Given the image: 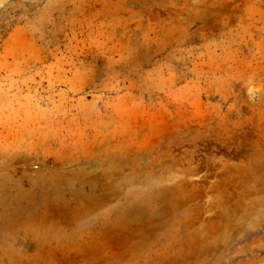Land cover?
<instances>
[{"label": "rangeland", "instance_id": "374dc122", "mask_svg": "<svg viewBox=\"0 0 264 264\" xmlns=\"http://www.w3.org/2000/svg\"><path fill=\"white\" fill-rule=\"evenodd\" d=\"M0 264H264V0H0Z\"/></svg>", "mask_w": 264, "mask_h": 264}]
</instances>
